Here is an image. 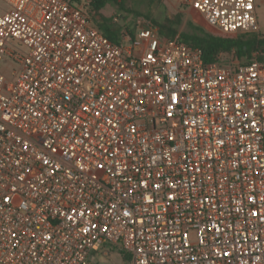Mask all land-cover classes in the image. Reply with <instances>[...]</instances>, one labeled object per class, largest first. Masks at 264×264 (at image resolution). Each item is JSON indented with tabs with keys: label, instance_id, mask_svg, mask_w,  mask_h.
<instances>
[{
	"label": "built area",
	"instance_id": "1",
	"mask_svg": "<svg viewBox=\"0 0 264 264\" xmlns=\"http://www.w3.org/2000/svg\"><path fill=\"white\" fill-rule=\"evenodd\" d=\"M179 2L260 31L256 0ZM91 3L0 0V264H264V60L118 43Z\"/></svg>",
	"mask_w": 264,
	"mask_h": 264
},
{
	"label": "trees",
	"instance_id": "2",
	"mask_svg": "<svg viewBox=\"0 0 264 264\" xmlns=\"http://www.w3.org/2000/svg\"><path fill=\"white\" fill-rule=\"evenodd\" d=\"M73 1L76 4H80V0ZM141 1L145 0H92V10L100 19V21L95 20V25L112 41L120 43L122 38L123 40L128 38L134 40L136 34L131 23L122 26L121 23H114L111 19L104 16L103 11L108 6H114L123 13L128 15L135 14L141 17L135 21L134 28L139 21L143 25L158 28L159 35L163 40L179 36L184 43L201 49L204 61L207 64L223 60L222 57L226 54L235 55L234 57L240 61L244 60L245 62H242V64L250 63L254 59L253 55L256 52L259 53L258 58L264 60V56L261 55L264 53V35L251 33L240 34L235 38H227L215 36L206 32L202 27L192 24H189V30L182 31L184 14L173 12L171 16L166 17L164 20H157L153 17L154 12H149L147 15H142L138 12V5ZM147 1L155 2L156 0ZM122 29L125 30L124 34L121 32ZM128 261L129 259L126 260L127 264Z\"/></svg>",
	"mask_w": 264,
	"mask_h": 264
},
{
	"label": "rangeland",
	"instance_id": "3",
	"mask_svg": "<svg viewBox=\"0 0 264 264\" xmlns=\"http://www.w3.org/2000/svg\"><path fill=\"white\" fill-rule=\"evenodd\" d=\"M88 0H80V3H86ZM138 12L142 15H147L149 12H154L153 17L157 20H164L166 17L171 16L173 12H179L184 14V22L181 27L182 31H187L190 29L189 24L202 27L206 32L213 34L215 36H221V37H227V38H235L239 36L240 34H223L221 33L217 28L210 26L206 20L196 11L193 10V12L196 14L195 18L192 16L193 12H190V9L183 6L179 0H156L155 2H149L147 0L141 1L138 5ZM258 18H259V24H260V31L257 34L264 35V4H261L258 7L257 10ZM103 14L106 18L111 19L114 23H121L122 26L127 25L128 23L132 24V28L135 31V34L137 36L140 28L143 26L142 22H137V26L134 28V23L139 18L135 14L128 15L126 13H123L119 11L114 6H108L104 11ZM91 16L93 18V22L95 23V20L100 21L99 17L95 15L94 11L92 10ZM122 21L124 23L122 24ZM96 24V23H95ZM117 27V26H116ZM121 32L124 34L125 30L122 29ZM252 36V35H251ZM125 39H121V42H124ZM21 47L25 49L22 45ZM235 55L232 54H226L223 55L222 59L225 62H237L239 64H242L243 61L238 60L234 57ZM258 56V52L254 53L253 58H256ZM14 70V65L10 68H6L4 73L10 78L13 79L12 71ZM110 254L102 255L98 258V260L101 262H109L112 264H127L126 260L123 256H121L118 252L113 251L112 249H108Z\"/></svg>",
	"mask_w": 264,
	"mask_h": 264
},
{
	"label": "crops",
	"instance_id": "4",
	"mask_svg": "<svg viewBox=\"0 0 264 264\" xmlns=\"http://www.w3.org/2000/svg\"><path fill=\"white\" fill-rule=\"evenodd\" d=\"M256 3H257V10H258V7L261 5V4H264V0H256ZM194 9H190V12H193ZM200 14V13H199ZM195 13L193 12L192 13V16L195 18ZM201 15V14H200ZM202 16V15H201ZM203 17V16H202ZM204 18V17H203ZM259 19V18H258ZM260 25V24H259Z\"/></svg>",
	"mask_w": 264,
	"mask_h": 264
},
{
	"label": "water",
	"instance_id": "5",
	"mask_svg": "<svg viewBox=\"0 0 264 264\" xmlns=\"http://www.w3.org/2000/svg\"><path fill=\"white\" fill-rule=\"evenodd\" d=\"M123 23H124V21H122V24H123ZM98 264H112V263L104 262V261L102 262V261H101V262H99Z\"/></svg>",
	"mask_w": 264,
	"mask_h": 264
}]
</instances>
